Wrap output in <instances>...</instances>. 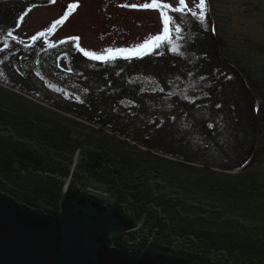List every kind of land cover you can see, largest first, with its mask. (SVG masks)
I'll use <instances>...</instances> for the list:
<instances>
[{
	"label": "water",
	"instance_id": "95a60500",
	"mask_svg": "<svg viewBox=\"0 0 264 264\" xmlns=\"http://www.w3.org/2000/svg\"><path fill=\"white\" fill-rule=\"evenodd\" d=\"M256 98L238 170L187 162L0 82V264H264V0H206Z\"/></svg>",
	"mask_w": 264,
	"mask_h": 264
},
{
	"label": "trees",
	"instance_id": "16d2710c",
	"mask_svg": "<svg viewBox=\"0 0 264 264\" xmlns=\"http://www.w3.org/2000/svg\"><path fill=\"white\" fill-rule=\"evenodd\" d=\"M28 3L0 0V29ZM176 14L174 49L106 61L76 52L78 104L58 108L177 159L238 170L257 143V100L221 57L209 16Z\"/></svg>",
	"mask_w": 264,
	"mask_h": 264
},
{
	"label": "rangeland",
	"instance_id": "374dc122",
	"mask_svg": "<svg viewBox=\"0 0 264 264\" xmlns=\"http://www.w3.org/2000/svg\"><path fill=\"white\" fill-rule=\"evenodd\" d=\"M30 1V0H29ZM33 3L27 4L26 10L19 17L16 27L0 38V47L4 48L5 43L11 40L20 41L27 44L34 40L33 37L46 34L44 30L50 24H58L52 42L70 40L78 47V52L94 53L96 56L105 57L95 59L92 55H85L99 61L114 60L117 57L141 56L148 53H162L165 49H174L176 46V33L173 24H170V36L163 41L154 42L153 37L162 34V17L160 8L146 9L140 7L152 0H31ZM158 3H168L171 7H178V0H157ZM188 10L185 13H196L199 15L197 5L199 0H186ZM135 5V7H133ZM205 14L207 3L205 0ZM65 13L67 15L65 16ZM171 10L168 14L171 16ZM178 14V13H177ZM175 15V18L177 16ZM63 18V19H62ZM60 20V23L56 21ZM53 30V28H51ZM144 45V47H140ZM112 49L110 55L107 50ZM124 49L123 52L116 50ZM69 53V52H68ZM71 57H75L69 53ZM67 57V58H66ZM68 59V60H67ZM69 58L64 56L60 60V68L50 69V73L65 82L63 95L45 92L42 88L60 87L59 82H55L50 77L45 78V82L37 81V77L28 65L17 64V59L13 55H8L0 59V82L24 90L26 94L42 102H48L58 108L60 104L71 106L77 102L76 89L78 88L77 72L69 74ZM77 78V79H76ZM45 102V103H46ZM54 104V105H53ZM67 108H71L68 107ZM70 113L66 110L58 108ZM73 115V113H70ZM75 115V114H74ZM77 116V115H76Z\"/></svg>",
	"mask_w": 264,
	"mask_h": 264
},
{
	"label": "flooded vegetation",
	"instance_id": "af4514ba",
	"mask_svg": "<svg viewBox=\"0 0 264 264\" xmlns=\"http://www.w3.org/2000/svg\"><path fill=\"white\" fill-rule=\"evenodd\" d=\"M30 1L28 4L34 2V1L32 2ZM25 10H26V7L19 14L18 18L15 19L12 25L4 29H0V38L2 36H5L7 33H9L12 28L16 27L19 17L22 15V13ZM57 25L58 24L56 25L53 23L50 24L48 28L44 30L46 34L42 36H37L34 40L29 41L26 45L23 43H20V41H15V40H11L9 41V43L7 42L3 44L4 48L1 49L0 47V59L11 54L14 56V58L17 59V64L23 63L20 66H23L24 64H26L30 68V64L33 65L31 70L36 75L37 81L44 83L46 80L45 78L50 77V79H52L53 81L59 82L60 87L53 86V87L46 88L45 86V88L43 87L42 90L45 92L56 93L57 95H63L62 88L64 89L65 82L60 83L62 79L59 77L53 76V74L50 73L49 71L50 69L55 68L62 72L63 70L60 68L59 62L64 56H68L69 58L68 64H69L70 69L69 71L68 70H64V71L69 72V74H72L73 70L77 72L78 67H74L75 65L74 62L78 61V58L69 56L70 55L69 53L73 55L76 52L78 53V47L72 43L68 45L69 42H72L70 40H63V41L61 40V41L52 42L55 30L59 26ZM51 28H53V30ZM76 75H78V73H76ZM44 76H48V77H44ZM76 91H77V94L75 96L78 98V88L76 89Z\"/></svg>",
	"mask_w": 264,
	"mask_h": 264
},
{
	"label": "snow or ice",
	"instance_id": "6c2138e0",
	"mask_svg": "<svg viewBox=\"0 0 264 264\" xmlns=\"http://www.w3.org/2000/svg\"><path fill=\"white\" fill-rule=\"evenodd\" d=\"M178 7H171L168 3H158L157 0H152L151 3H145L143 5H140V7L146 8V9H155V8H160L163 9L164 11H161L160 15L162 17V34L156 35L153 37L154 42H160L163 40H166L170 36V24L173 20V16H170L168 14V10H171L173 13H185L186 10H188V4L186 3V0H178ZM135 7V5H133ZM197 8L200 10L199 15L201 18L204 17L205 15V0H199V3L197 5ZM67 13H65V16ZM193 17L196 16V13H191ZM63 19V18H62ZM61 21L58 20L56 23H60ZM182 22L180 21L179 18H177V26H176V31L179 32L181 30ZM11 35V33H9ZM35 39V37H33ZM140 47H144V45H141ZM118 52H123L124 49H118L116 50ZM107 52L111 55L113 53L112 49H108ZM85 55H92L93 58L95 59H103L105 57L102 56H96L94 53H85Z\"/></svg>",
	"mask_w": 264,
	"mask_h": 264
}]
</instances>
